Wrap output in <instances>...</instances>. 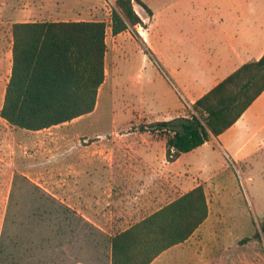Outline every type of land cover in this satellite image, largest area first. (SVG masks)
<instances>
[{
  "label": "rangeland",
  "instance_id": "374dc122",
  "mask_svg": "<svg viewBox=\"0 0 264 264\" xmlns=\"http://www.w3.org/2000/svg\"><path fill=\"white\" fill-rule=\"evenodd\" d=\"M55 1L0 0V111L12 67V26L53 20L54 9L49 6ZM87 1L92 14L81 19L106 24V78L95 111L42 131L12 127L0 116V241L6 232L5 256L0 264H107V237L101 231L64 209L58 212L18 176L28 178L69 207L76 154L94 142L97 133L115 135L120 130L134 132L140 126L148 127V119L155 117L158 106L174 110L179 99L187 107L184 92L160 60L164 64L167 22H180L176 18H182L196 2L143 0L157 12L145 40L143 33L151 18L140 7L134 5V10L145 19V27L115 36L111 19L116 0ZM262 1L252 0L254 8L261 7ZM143 43L158 51L160 59L145 54ZM189 117L187 107L181 118ZM120 120L132 123L117 131L112 124ZM80 136L84 138L78 139ZM218 161L219 166L224 163L228 167L220 169V182L207 187L209 226L217 231V239L206 242L214 249L210 264H264V150L243 163L232 160L225 164L228 160L223 157Z\"/></svg>",
  "mask_w": 264,
  "mask_h": 264
},
{
  "label": "crops",
  "instance_id": "0c3cea01",
  "mask_svg": "<svg viewBox=\"0 0 264 264\" xmlns=\"http://www.w3.org/2000/svg\"><path fill=\"white\" fill-rule=\"evenodd\" d=\"M191 1L196 6L176 18L180 22H167L164 64L160 60L184 92L189 109L237 69L264 56V0L257 8L252 0ZM89 4L87 0H56L49 6L54 9L53 20L20 23L100 22L81 19L92 14ZM151 10V24L143 33L145 40L157 19V12ZM149 49L160 59L158 51L152 46ZM5 92L6 88L2 106ZM178 105L174 110L158 106L155 117L148 120L152 124L180 118L187 107L180 99ZM131 123L114 121L112 127L118 131ZM144 127L146 131L120 130L115 135L102 131L76 154L79 157L69 207L107 238L126 231L199 186L204 188L209 203L207 187L220 182L221 170L228 167L224 163L219 166L218 157L228 160L225 164L232 160L243 163L264 150V92L229 130L174 161L167 158L166 138ZM210 218L211 211L188 241L167 250L152 264L212 263L214 249L206 242L215 241L217 231L209 226Z\"/></svg>",
  "mask_w": 264,
  "mask_h": 264
},
{
  "label": "trees",
  "instance_id": "16d2710c",
  "mask_svg": "<svg viewBox=\"0 0 264 264\" xmlns=\"http://www.w3.org/2000/svg\"><path fill=\"white\" fill-rule=\"evenodd\" d=\"M115 4L111 19L115 36L137 26L145 27L134 5L147 17L153 16L142 0H116ZM12 38V70L0 111L3 120L18 129L42 131L95 111L106 78L104 22L16 23ZM143 44L145 54L155 59ZM263 92L264 56L243 65L197 100L189 118L156 122L147 128L166 138L167 158L174 161L229 130ZM139 129L146 131L144 126ZM18 179L40 192L58 212L64 209L87 223L28 178ZM209 212L204 188L199 186L126 231L107 238V264H152L167 250L188 241L208 219ZM5 234L0 241V263L5 256Z\"/></svg>",
  "mask_w": 264,
  "mask_h": 264
},
{
  "label": "built area",
  "instance_id": "2783aa9c",
  "mask_svg": "<svg viewBox=\"0 0 264 264\" xmlns=\"http://www.w3.org/2000/svg\"><path fill=\"white\" fill-rule=\"evenodd\" d=\"M172 152L174 153V150Z\"/></svg>",
  "mask_w": 264,
  "mask_h": 264
}]
</instances>
